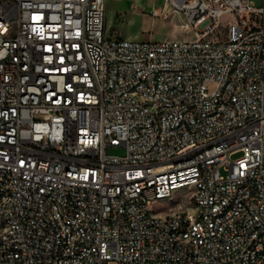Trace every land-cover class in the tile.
Returning <instances> with one entry per match:
<instances>
[{"label":"built area","instance_id":"1","mask_svg":"<svg viewBox=\"0 0 264 264\" xmlns=\"http://www.w3.org/2000/svg\"><path fill=\"white\" fill-rule=\"evenodd\" d=\"M167 9L193 39L0 0V264H264V0Z\"/></svg>","mask_w":264,"mask_h":264},{"label":"rangeland","instance_id":"2","mask_svg":"<svg viewBox=\"0 0 264 264\" xmlns=\"http://www.w3.org/2000/svg\"><path fill=\"white\" fill-rule=\"evenodd\" d=\"M163 0H104L105 28L112 33L131 40H191L195 37L188 27H184V19L180 14H171L167 9L160 17L152 18L149 14L153 7H160ZM254 6H260L262 0H250ZM108 153L123 155V147H110ZM238 156V155H236ZM235 156V157H236ZM181 193L167 203L158 202L154 206L160 210L156 214L162 216L168 211H180L186 208ZM156 209L155 211H157Z\"/></svg>","mask_w":264,"mask_h":264}]
</instances>
